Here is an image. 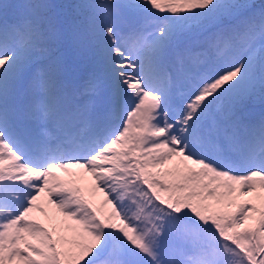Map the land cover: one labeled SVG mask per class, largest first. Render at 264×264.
<instances>
[{
    "label": "snow or ice",
    "instance_id": "6c2138e0",
    "mask_svg": "<svg viewBox=\"0 0 264 264\" xmlns=\"http://www.w3.org/2000/svg\"><path fill=\"white\" fill-rule=\"evenodd\" d=\"M0 264H264V0L0 2Z\"/></svg>",
    "mask_w": 264,
    "mask_h": 264
},
{
    "label": "rangeland",
    "instance_id": "374dc122",
    "mask_svg": "<svg viewBox=\"0 0 264 264\" xmlns=\"http://www.w3.org/2000/svg\"><path fill=\"white\" fill-rule=\"evenodd\" d=\"M62 173H59V175H61Z\"/></svg>",
    "mask_w": 264,
    "mask_h": 264
}]
</instances>
